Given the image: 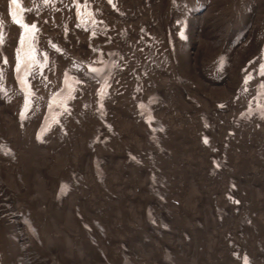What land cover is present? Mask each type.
<instances>
[{
    "label": "rangeland",
    "instance_id": "obj_1",
    "mask_svg": "<svg viewBox=\"0 0 264 264\" xmlns=\"http://www.w3.org/2000/svg\"><path fill=\"white\" fill-rule=\"evenodd\" d=\"M125 2L127 6L132 8L130 14L128 16L126 15L122 20L114 18L113 20H107L106 23L103 16L93 18V2L89 0H79L78 2H75V0H61V2L56 0H37L35 12L38 13L37 15L39 17H32L31 14H27L30 17H28L24 23L23 21H21V23H16L17 20L15 21L18 27H21V31L18 35L20 36L21 33L23 35L18 39V50L15 55L18 59L17 65L23 64L29 55L34 57L33 59L37 61L26 66L27 86L20 78H17L14 82L12 72L5 68L6 63H4L3 77L5 76L10 81H13L11 85H15L17 89L14 88V96L9 91L0 94V101L2 102L0 106L3 107H0V115H2L1 123L10 124V128L16 134L18 152L22 156H28L30 162L27 164L20 161L13 162L9 171V178L0 177V192L4 194L1 200L2 202L8 203L6 196L11 194V197H13V193H11L12 190H16L20 196H32L30 214L36 223V216L39 217V221L43 220V228L46 227V224L51 223V228L54 229L55 233L61 231L62 218H64V233L78 237L82 232L81 217L84 218L88 224L93 226L94 222L98 223L97 228H94V230L100 238L98 243L100 250L96 249L91 252L87 247L90 239L87 236L83 237L78 243L79 249L81 250L78 251L79 258L77 260L73 259V261L67 262L68 257H65L63 259L65 262L62 263L58 255H54V257L51 258L50 256L41 255V252H37L35 255V259H38L36 260V264H118V244L125 239V235H130L133 232L134 227L143 226V207L145 206L146 199L152 200L157 198L153 197L148 192V190L151 189L146 185V181L139 180L137 185L131 186L128 189L125 187L122 190V186L118 180H116L115 183L111 180H105L106 178H101L98 181L94 178L93 164H90V152L86 146L84 147L86 143L85 140L89 133L88 131H93L92 128L89 129L86 127V121L89 118H94V108L93 106H88V109H83L81 101L79 106L81 114L78 115L76 111V100H79L77 95L80 94L82 90L85 91V89H87V83L81 82L78 78L81 77V74L84 75L83 78H85L87 75L86 73L89 72L88 69H92V67L90 64L84 66L79 65L80 60L83 59L84 62L91 63V61L95 59L97 62H101V66H103L102 62L104 60L102 59L104 55L106 56L107 52L112 49L110 48L107 50L106 44H110V46L113 44L112 40L114 35L118 37L119 41L130 46L131 38L128 35L130 32L129 22L132 24V32L138 28L135 22L139 23L140 20L148 24L147 28L152 27L153 23H155L156 28L161 30L164 24L166 25L172 20L170 18L171 15L172 17L177 16L179 18L177 22H175L173 31H171L174 36V41H176V35L180 34L179 32H183V35L187 38L194 39L191 41V48H193V62L191 63V68L187 62L188 57L186 56L184 43L180 41V39L175 42V55L177 61L181 64V70L184 72L186 71L187 74H191V76L194 77L190 78L196 83L198 89L199 87L201 89H206L203 86V82H206L207 78H215L216 74L221 73L226 81L223 86L218 87L215 91L219 94H227L236 87L240 68H242L243 64L250 58L252 49L257 46L258 39L256 35H253L248 44V32L253 31L257 33L264 25V0H147L146 2L143 0H126ZM51 3L56 4V6L52 7ZM180 9L184 10L185 13L180 15ZM125 10L127 11L126 8ZM106 14L109 15V18L113 15L110 12H106ZM192 15L196 16L195 19H192ZM42 18H44L48 24L41 20ZM132 18L134 21H132ZM93 20H99L100 23L95 25ZM33 24L36 26L33 34H25L24 32L26 30L24 25H27L28 28L31 29ZM47 31H52L51 35H49V32L47 33L49 36L42 34ZM124 31L128 32L124 34L122 33ZM100 35H104V37ZM45 37L51 39L53 46H51V44H48L46 48L39 46ZM165 38H167V31L165 32ZM22 39L23 43H21ZM144 39H150V43L152 44L150 47H145L146 52L144 55L146 56L147 52L155 54L156 33L152 32L151 34H147L144 36ZM91 41L94 43V47L90 46ZM170 48L169 42L165 41L163 46L158 49L159 58L164 59L163 55L167 56ZM127 54L130 55L129 52ZM168 58H171V55H169ZM2 61L3 58L0 56V62ZM155 64V60L151 59L147 61V63L139 66V71L145 73L147 67ZM177 64L178 63H170L163 72H160L165 75L164 82H169L171 78L169 73L172 78H176L178 74H173V69ZM50 69H52L51 75H49ZM169 69H171V71H169ZM126 70V63H122L116 70V82L113 80L110 87V89H114V91L110 92L109 99L107 100L110 107L106 112L110 115V118L106 116L104 112H100V127H112L116 129V134L117 130L122 131L124 129L130 137L137 139L140 143L134 146L131 153L137 157L145 151L143 144L148 136V130L144 131V127H141V125L135 126L131 121V117L124 113L125 110L133 112L132 107L125 108V106L122 105L121 108H116L120 103L125 104V100L117 94L116 88L117 90H124L126 84ZM158 72L159 71L155 72L153 75ZM34 73L38 82L35 81ZM69 76L70 83H72L71 78L75 80L72 84L73 89L69 91L66 98H62L63 100L61 99L62 102H60L61 100L59 103L53 102L55 93L61 89L64 81ZM187 76L189 77V75ZM216 80H219V78ZM49 85L55 87L57 91L53 94L40 92ZM26 88L29 98L22 95L26 91ZM49 90L50 87L47 88V92L50 93ZM149 92L151 91H148V93ZM29 93H31V95H29ZM19 94L21 95L22 102L24 104L28 103L29 107L40 102H42L43 107H45L46 103L50 101L58 107L59 104L64 106L67 101H70L69 105L71 108L67 110L74 114V121L81 119L80 122L83 124L80 126L79 122L77 125H74L68 119L64 118V123L69 126L70 131L63 125L62 132L55 136L56 140H53V134L55 132L51 130L53 124L51 123L47 126V136L50 137H48V143L46 145L49 147L40 150V148L32 142L30 130L24 133L20 131L14 116L15 108L7 106V104L11 102L10 100H16ZM35 94L39 95L38 100H36ZM18 101L20 102V100ZM173 109H183V107L177 103L171 104L159 115L160 120L164 119L163 122L166 125L165 133L167 136H165V144L163 146L167 150L168 148L171 150V152L168 150L169 153L177 152L181 162H188L193 165L189 172L194 181L191 183L183 182L188 177L187 168L184 167V165L176 167L174 162L169 161L170 165L168 166L169 163H166V168H168L171 173L173 168H177V174L171 176L168 186L172 183L179 185L181 182H183L184 185H179L176 191L167 189L169 193L166 197L182 195L183 203L178 206L175 211L180 210L177 214V218H183L185 222L189 220L190 222L187 223L191 228L195 227V214H197L198 220L199 217H201L203 224L206 223L208 225L209 217L207 210L211 206V195L219 192L221 185L218 186L215 183L209 185L208 189H206L205 196L197 192L203 189L204 183L199 179V170L195 172V169H198V165L201 161L206 162L207 154L204 153L201 156L197 154L195 136L190 134L192 129L184 125V120L169 119V123H179V128L175 131L173 130L170 134V125L167 123L166 117ZM59 111L60 110L56 111V115ZM95 111L98 114L100 110L95 109ZM31 112H34L35 116L38 115V111H33V108H31ZM196 118L197 114L195 113L193 116L194 125H196ZM151 131L156 130L153 129ZM170 137L173 141L175 140L176 145L169 146V142H171V140H169ZM176 138H182L187 142L186 147L181 152H178L176 148ZM61 139L63 140L62 142L59 141ZM100 144V154L98 153L97 155L100 158L110 157V151L108 150L110 147L106 146L109 142ZM258 145H260V143H258ZM150 146L152 147L151 143ZM111 147L114 149V156L117 159L115 161V166L118 162H122L125 157L130 155L126 145L122 147L120 144L112 142ZM152 148L154 150V147ZM39 154L42 156L40 162H43L44 165H40L34 161L35 158H39ZM262 155H264V152H262ZM165 157H168V153ZM28 161L29 160H27V162ZM204 162L201 163L200 167L204 166ZM257 163L259 165H264L263 161L260 159L257 160ZM15 164H19L20 166H16ZM83 167L91 174V179L93 181L101 183L102 185L106 184V189L95 186L91 191L88 186V179L85 178L83 173L81 178H83L84 181L81 182L79 186V190L82 192L83 197L77 199L76 196H78V191L75 189L73 196L67 200V203L58 206L55 201V196L59 194L62 184L64 181H69L68 179L72 180L73 174L75 177H80L81 174L79 169H83ZM107 167L108 164H104L106 172ZM144 169L147 168H140V170ZM109 172L112 175L114 174L112 173L113 170H109ZM145 174L146 172L143 177H145ZM33 176L35 184H32ZM254 179L263 185L264 170H262L258 176H254ZM72 186H69L68 189ZM157 188L158 186H156L153 191L155 192ZM72 189L73 188H71L70 191ZM111 192L116 196H112ZM89 194H92L90 198ZM249 194L250 196L238 194V198L241 201H245L243 202V206H250L251 202L256 201L260 195L254 194L255 198L253 199L251 193ZM117 198L125 199L124 208L120 209L118 204L115 207V202L119 201ZM108 199L111 202L110 208H108ZM182 199L180 198L179 201H182ZM78 206L80 209H78ZM28 207L30 206L21 205L19 208L26 209ZM75 209H78L81 214V216L78 215V218L74 214ZM115 212L118 213L117 216ZM47 213H49V215ZM59 213H61V215H59ZM46 217H48V220H46ZM261 217H264V211ZM198 224L199 223H197V225ZM99 225L102 228H99ZM115 227L119 228L118 232L123 229L124 236L122 240H116L112 237L113 233L116 232ZM172 227L171 225L170 228ZM17 228L15 231H18ZM250 229L253 231L252 227ZM12 230L14 231V228H12ZM260 230H262V228H260ZM47 234L50 235L51 232H47ZM9 236H7L6 244L9 249H13L14 242L10 241L11 236ZM203 236H206V232L198 229L197 234L196 231L193 232L191 238L199 239ZM154 240L157 242L158 238L155 237ZM169 241L179 245L181 249L180 256L182 258H184L185 253H190L193 248L197 246V243H194V245L185 243L188 250L185 251L181 248L183 244L182 237L173 238V240ZM214 242L217 243V250L219 251L221 249V244L217 239L211 242L210 249H212V244ZM23 244L25 246V243ZM15 245H17V243H15ZM75 249L77 250V248ZM27 252L30 254V258H32L31 253L29 251ZM131 256L137 261V264H156L155 247L150 244L144 245L143 241L137 242L133 247ZM192 257L193 252L189 258ZM223 259V257H213L211 262L196 260L194 264H220V261ZM18 260H22V258L18 255H14L13 264H17Z\"/></svg>",
    "mask_w": 264,
    "mask_h": 264
},
{
    "label": "bare ground",
    "instance_id": "obj_2",
    "mask_svg": "<svg viewBox=\"0 0 264 264\" xmlns=\"http://www.w3.org/2000/svg\"><path fill=\"white\" fill-rule=\"evenodd\" d=\"M139 23H144V22L140 20ZM127 32L128 31H124L122 33L126 34ZM113 50H114V52H113ZM109 51H110L109 53L114 54L113 57H117L120 54L119 48L110 49ZM171 52H172V50L170 48L168 50V55L167 56L163 55V58L164 59L168 58V56L171 55ZM177 63H179V62H177ZM102 64L103 65L108 64L109 67H110V65H111V67L116 65L114 62L102 63ZM102 67L103 66L96 68L97 71H93L94 68L88 69L89 72L86 74H93L94 73L93 75H96ZM105 69H106V66L103 68V73L105 72ZM169 71H171V69H169ZM175 73L176 72L173 69V74H175ZM143 74L145 75L144 72H143ZM169 75L171 77L169 79V82H168L169 88L173 91L178 90L177 86H176L177 83L175 84V79L172 78L170 73H169ZM151 79H152L151 84L153 86V84H154L153 77H151ZM71 80H72V84H73L75 82V80H73V78H71ZM164 80H165V78H163V81ZM133 83L137 84V81L134 79H131L129 84H131V86H132ZM70 88H71V83L68 84V89H70ZM136 89H137V86L135 85L133 90H131L128 93L127 97L129 96L130 93H133L131 98L137 99V96L134 95L138 91V89L137 90ZM162 89H163L162 85H157V84L155 85L154 90L161 92ZM122 105L125 106V104H118L116 106V108L117 109L121 108ZM125 108H128V107L125 106ZM99 110H100L99 111V115H100V112H103V109H99ZM124 113L128 114L131 117V121L135 126L140 125L136 121V119L138 117L136 112H131L130 110H125ZM153 118H154L153 115L149 116L148 119L145 121V124H149ZM163 121H164V119H162L160 124H159V131H155L156 136H158L159 132H160V134H159V137H156V139H155L156 141L153 142V144H151L152 147H154V150L150 146L151 139L154 138L151 136V138L148 141H146L147 139L144 140L143 145H144L145 151L143 154H139L137 157H135L134 155L131 154L132 150L134 149V146L127 143L126 142L127 140H124L125 142H120L119 140H117V138L120 137V133L117 131V134H116V130L113 129L112 127L106 128L107 129V132H106L107 136L106 135L97 136V137L94 136L88 141V151L92 154L94 153V148H95L96 142H99V143L109 142L108 147H110V148H108V150L110 151V157H107V159H103V160L101 158H99V160L105 162L104 164H108L107 172L104 169L105 178H106L105 180H112V178H116L119 175L122 178L120 181L121 186H122V190L125 187H127V189H128L131 186L137 185L139 180H142L144 182L146 181V185L151 189V191H153V189H155L156 186H158L156 184L157 182H159L160 185H163L164 188L169 187L168 182L171 180L172 175L177 174V168H173V170H171L172 171V173H171L170 170L168 168H166V163H169L168 164V166H169L170 165L169 161H171V162L180 161V156L177 152H172V153L167 152L168 157H165V156L159 157V154L161 153V151L163 149L162 144L163 145L165 144V136H167L166 133L164 135V132H163V128H162V123H164ZM169 140H171V142H169V146L176 145L175 140L173 141L171 137L169 138ZM112 142L118 143L122 147L126 145L128 147V152L130 154L127 157H125L122 160V162H118V164L116 166H115V161L117 159L114 156V152H113L114 149L111 147ZM144 158H145V162H144ZM94 161H95V159L93 160V162ZM129 161L136 163L138 165V167L134 168L133 170L128 169L126 163ZM120 164H122V169H119ZM141 167H146L147 169H144V170H147V171L140 170ZM176 167H181V166L176 165ZM93 168H94V166H93ZM109 170H113L112 173H114V174L113 175L110 174ZM79 171H80L81 176H83L84 172H82V171H84V170L82 168H80ZM94 171L96 173V174L94 173L95 174L94 178L97 181L100 180L103 177L102 172L96 168H94ZM197 171H198V169L196 168L195 172H197ZM145 172H146L145 177H143ZM85 178H87V177L85 176ZM87 179H88V186H89V189L91 191L93 190V188L95 186L102 187L103 189H106L105 187H107L106 184L102 185L101 183H96L95 181L90 180L89 178H87ZM68 180L70 183L67 185H65V183L62 184L58 196L61 195L60 192L64 193L68 189L69 186L73 185L71 188L76 186L75 189H77V191H78V196H76V198L80 199L81 197H83L82 192L79 190V186H80L81 182L84 181V179L83 178L79 179L77 176L75 177L73 174V179L72 180L68 179ZM111 193H112V196H116L113 192H111ZM168 193H169V191H167V195H168ZM3 196H4V194L2 192H0V226H2V225L4 226V229L1 230V232H0V239H2L4 241V243H6L7 236L13 235L16 237H20V234L18 231H15L17 228L16 217H14L15 211L11 208V205L9 203L2 202L1 198ZM90 196H92V194H89V198H90ZM117 199H119L118 202L122 203V206H119L120 209L124 208L125 199L124 198H117ZM157 199H158V197L156 199H152V200L146 199L145 206L143 207V226H141V227H143V230L145 231L144 235H140L139 233H135L133 231L130 235H125V239L122 240V237L124 236L123 229H121V231L118 232L119 228L115 227L116 232H114L113 236H112L116 240H122V242H125L128 249H129L130 254H131V252H133V247L137 244L138 241H143L144 245H148V244L152 245L153 247H155L156 264L160 263L161 257L164 254L166 248L170 249V248L177 246V244H175V242L167 241L164 238V235L161 234L163 231L159 230L157 225H152L153 223L149 224L147 222V219H149L148 213L150 212V209L153 207V205L156 203ZM108 203H109L108 208H110L111 202L109 199H108ZM115 207H116V204H115ZM78 209H80L79 206H78ZM78 209H75L74 213L77 212L79 214V216H81ZM115 214L117 216L118 213L115 212ZM76 216L78 218V215H76ZM194 217H195L196 222L199 224L197 225V223L195 222V227H192V228L187 222H185V220H183V218L178 219L176 214L173 216H162V215L157 214V221H158L159 225L166 223L169 228L171 225L176 226L178 228H185L188 234L191 233V234H189L191 237L193 235V232L196 231V234H197L198 229L200 231H203V225H204L201 217H199V220L197 219V214H195ZM46 220H48V217H46ZM63 222H65L64 218H62L61 231H57L56 233L54 232V229L51 228V223L46 224V227L40 229L44 248L48 249V247L55 245L57 248H56V253L54 255H58V258L62 261V263L65 262V261H63V259L65 257H68L67 262L73 261V259L77 260L79 258L78 251L81 249H79L78 243H79V241H81V239L83 237L87 236L86 235L87 227L83 228V225L84 224L89 225L93 229L97 228V225H98L97 222H94V226L91 224H88L84 220V218L80 217V222L82 223V224L80 223L82 226V232L77 237V236H72V235H69L67 233H64ZM47 223H48V221H47ZM149 225H151V227ZM11 227L14 228V231L12 230ZM99 228H102V227L99 225ZM100 230H102V229H100ZM47 232H51V234L48 235ZM148 234L154 235V236L157 235L156 236L158 238L157 242H155L154 239H150L148 237ZM192 239L193 238H190L189 241L183 239V241H182L183 244L181 245L182 250L188 251L185 243H189L191 245H194V243L192 242ZM10 241L14 242L13 243L14 244L13 249H9L8 246H4V245L0 246V259L4 264H13V256L14 255H18L20 258H22V260H18L17 264H36V260H38V259H35L36 256H32V258H30V254L27 252V251H29V247H28L27 243H25V246L22 243L18 244L12 237H10ZM15 243H17V245H15ZM89 243H91V241ZM87 247H88V250H90L91 252H93L96 249L100 250L99 244L97 247H92L88 244ZM75 248H77V250ZM124 250H125V247H124ZM84 254L87 255L86 253H84ZM41 255H45L47 257L50 256L49 254H46L44 252H41ZM54 255H52L50 257L53 258ZM178 258L182 259L180 264L186 263L185 258H182L180 256V254L178 255ZM134 261H135V264H137V261L135 259H134Z\"/></svg>",
    "mask_w": 264,
    "mask_h": 264
},
{
    "label": "flooded vegetation",
    "instance_id": "obj_3",
    "mask_svg": "<svg viewBox=\"0 0 264 264\" xmlns=\"http://www.w3.org/2000/svg\"><path fill=\"white\" fill-rule=\"evenodd\" d=\"M110 51H108L107 52V55H106V57H112L113 58V53H109ZM113 52H114V50H113ZM138 84V83H137ZM137 84H135V83H133L132 84V86H131V84H129L128 85V87H127V89H126V93L124 94V95H122L121 97H122V99H124L125 100V106L126 107H132V104H134V105H138V103L141 101V99L139 98V97H137V99H132L131 98V96H132V94L133 93H130L129 94V96L127 97V95H128V93L131 91V90H133V88H134V86L136 85L137 86ZM155 83L153 84V90H154V88H155ZM137 90V89H136ZM85 94V91L84 90H82L81 92H80V94H78L77 96H78V99L80 100L82 97H83V95ZM126 98V99H125ZM132 103V104H131ZM81 104L83 105L82 107H83V109L84 108H86V109H88V106H89V104H87V103H83V101L81 102ZM120 104H124V103H120ZM91 112V111H90ZM94 118H89L87 121H86V127L87 128H92V130L93 131H88V132H90L89 134H88V136H87V139L85 140L86 141V143H85V145H84V147L86 146L87 148H88V141L92 138V137H97V136H102V135H106L107 136V134H106V132H107V129L106 128H102V127H100V120H101V116L99 115V113L97 114V112L95 111V109H94ZM96 121V122H95ZM160 122H161V120H159L158 118H156L155 116H154V118L152 119V121L149 123V124H145L146 126L144 127V131H147L148 130V136H147V140L146 141H148L150 138H151V136L152 137H154V138H152L151 139V144H153V142H155L156 140V137H159V134H160V132H159V134H158V136H156V132L155 131H151V130H156V131H159V124H160ZM88 129V130H89ZM95 129H96V131H95ZM116 130V129H115ZM118 131V130H117ZM95 132V133H94ZM119 133H120V137L119 138H117V140H119L120 142H125L124 140H127V143H129V144H131L132 146H136V145H138L140 142L139 141H137V139H135V138H132V137H130L129 135H128V133H126L125 132V130L123 129L122 131H118ZM101 144L99 143V142H96V145H95V148H94V153L92 154V153H90V164H93V160L94 159H99L100 157L97 155L98 153L100 154V150H99V146H100ZM106 146H108V145H106ZM105 146V147H106ZM102 160L103 159H107V157H104V158H101ZM83 160H85V159H83ZM119 169H122V164H120L119 165ZM83 170H84V176H86L87 178H89V179H91V174L89 173V172H87L86 170H85V167H83ZM94 173H95V171H94ZM96 174V173H95ZM121 177L118 175L116 178H112V180L111 181H114L115 183H116V180H118V182H120L121 181ZM92 180V179H91ZM123 181V180H122ZM120 185H121V183H120ZM115 204L117 205H119V206H122V203L121 202H115ZM116 238V237H115Z\"/></svg>",
    "mask_w": 264,
    "mask_h": 264
},
{
    "label": "snow or ice",
    "instance_id": "obj_4",
    "mask_svg": "<svg viewBox=\"0 0 264 264\" xmlns=\"http://www.w3.org/2000/svg\"><path fill=\"white\" fill-rule=\"evenodd\" d=\"M11 4L13 6H16L17 5V0H11ZM16 23H21V21L17 20ZM24 27H25L26 31H34L36 26L33 24L31 26V29H29L27 25H24ZM3 39H4L3 35H0V44L3 43ZM21 43H23V39L21 40ZM4 63H7L6 59L4 60ZM17 71H19V65H17ZM93 71H97V70L93 69ZM261 74H264V65L261 66ZM3 75H4V70H3L2 67H0V83H2ZM248 79H251V76H249ZM245 83H247V80L245 81ZM261 87L264 88V85H261ZM29 95H31V93H29ZM103 95H104V90H101V96H103ZM28 107H29V104L26 103L25 104V111H27ZM204 142L208 143L207 139H205ZM245 264H247V260L246 259H245Z\"/></svg>",
    "mask_w": 264,
    "mask_h": 264
}]
</instances>
